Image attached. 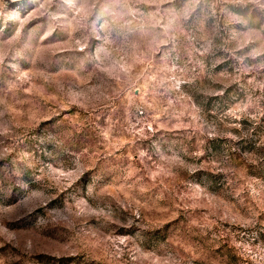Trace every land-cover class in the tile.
<instances>
[{
	"label": "rangeland",
	"instance_id": "374dc122",
	"mask_svg": "<svg viewBox=\"0 0 264 264\" xmlns=\"http://www.w3.org/2000/svg\"><path fill=\"white\" fill-rule=\"evenodd\" d=\"M0 264H264V0H0Z\"/></svg>",
	"mask_w": 264,
	"mask_h": 264
}]
</instances>
